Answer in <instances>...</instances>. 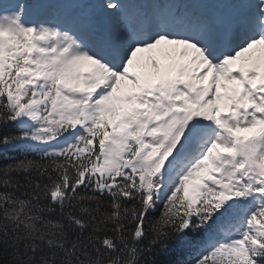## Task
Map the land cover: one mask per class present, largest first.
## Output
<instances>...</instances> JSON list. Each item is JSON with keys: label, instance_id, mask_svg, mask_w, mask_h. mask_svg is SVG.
Wrapping results in <instances>:
<instances>
[{"label": "snow or ice", "instance_id": "obj_1", "mask_svg": "<svg viewBox=\"0 0 264 264\" xmlns=\"http://www.w3.org/2000/svg\"><path fill=\"white\" fill-rule=\"evenodd\" d=\"M0 264H264V0H0Z\"/></svg>", "mask_w": 264, "mask_h": 264}, {"label": "trees", "instance_id": "obj_2", "mask_svg": "<svg viewBox=\"0 0 264 264\" xmlns=\"http://www.w3.org/2000/svg\"><path fill=\"white\" fill-rule=\"evenodd\" d=\"M170 258H173V259H175L176 257H170ZM184 259H191V255L190 254H188V253H186L185 254V256L183 257Z\"/></svg>", "mask_w": 264, "mask_h": 264}]
</instances>
